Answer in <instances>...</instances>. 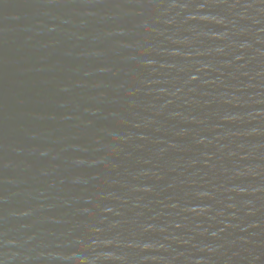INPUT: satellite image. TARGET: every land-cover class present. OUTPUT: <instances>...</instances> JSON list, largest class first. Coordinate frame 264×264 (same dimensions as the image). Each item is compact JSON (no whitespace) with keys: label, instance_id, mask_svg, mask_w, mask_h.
Instances as JSON below:
<instances>
[{"label":"water","instance_id":"obj_1","mask_svg":"<svg viewBox=\"0 0 264 264\" xmlns=\"http://www.w3.org/2000/svg\"><path fill=\"white\" fill-rule=\"evenodd\" d=\"M0 264H264V0H0Z\"/></svg>","mask_w":264,"mask_h":264}]
</instances>
